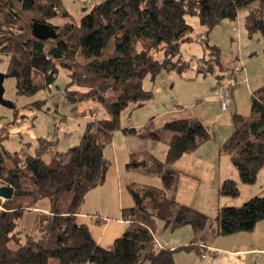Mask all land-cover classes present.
Returning <instances> with one entry per match:
<instances>
[{
    "label": "trees",
    "instance_id": "1",
    "mask_svg": "<svg viewBox=\"0 0 264 264\" xmlns=\"http://www.w3.org/2000/svg\"><path fill=\"white\" fill-rule=\"evenodd\" d=\"M61 7L62 0H0V65L5 66L6 76L14 78L15 91L28 96L52 84L58 65H65L69 75L66 99L97 101L108 117L87 120L78 142L64 150L57 151L58 140L47 136H38L34 152L24 155L0 145V183L13 188L0 209V264H175L176 250L200 252L194 243L209 216L170 199L153 184H127L132 204L123 206L120 215L128 225L110 250L97 244L87 225L77 223L74 216L86 193L105 179L113 133H137L135 127H121L120 113L152 98L153 89L146 87L145 80L155 84L162 71L181 74L192 68L194 59L207 63H197L196 73L204 75L211 65H220L219 48L214 44L206 43L212 55L207 59L181 56V44L193 32L185 16H196L207 33L244 10L243 29L248 36L260 33L264 53V0H101L80 16L78 24L56 25L52 19ZM23 12L30 14L28 23ZM33 22L51 24L57 36L34 37ZM111 36L116 38L113 51L100 56ZM33 71L42 75L43 84L33 81ZM250 97L249 116L233 113L234 129L219 146V153L229 157L243 184L255 183L257 171L264 167V83ZM142 128L151 131L152 119ZM162 128L172 133L163 159L152 154L138 161L133 157L128 168L139 167L159 176L166 166L211 137L209 129L194 118L169 120ZM218 195L238 197L237 181L223 179ZM32 209L37 210L33 226L25 232L19 220ZM214 219L218 235L249 231L264 219V195H253L241 205L220 206ZM158 223L170 230L189 225L191 241L174 249L157 247L153 235ZM9 242L16 247L11 248Z\"/></svg>",
    "mask_w": 264,
    "mask_h": 264
},
{
    "label": "rangeland",
    "instance_id": "2",
    "mask_svg": "<svg viewBox=\"0 0 264 264\" xmlns=\"http://www.w3.org/2000/svg\"><path fill=\"white\" fill-rule=\"evenodd\" d=\"M100 1L62 0L61 10L52 19V22L56 25H62L65 22L78 24L80 16ZM244 12V10H240L234 20L225 19L207 33L196 16H185L186 22L193 26V32L190 34V40L181 44V56L186 59L200 57L207 59L212 55L208 54L206 43L214 44L219 48L220 65H211V69H208L204 75L201 72L196 73V67L197 63L202 62L205 66L207 63L204 62V59L198 61L194 59L192 68L181 74L162 71L157 75L155 84L145 80L146 87L153 89V96L140 107L135 109L128 107L121 111V127L133 125L138 131L135 135H124L120 130L113 133L112 142L107 150V155L112 162L117 158V151L119 157H122V147L128 143L123 141V138H126L125 140L132 138L131 143L135 147H142L145 140L149 143L151 140H158L155 146L161 145L158 130L164 136H166L165 133L171 134L170 131L162 128L166 121L194 118L209 129L212 137L215 135L217 138L229 135L234 129L233 113L244 117L249 116L251 91L264 83V53L261 51L262 37L260 33L256 32L248 36L243 29ZM29 17V13L23 12L24 23H28ZM115 40L114 36L109 38L102 48L100 56L113 51ZM0 72L5 73L4 65H0ZM32 78L36 83H44L42 75L36 71L32 72ZM68 80V67L59 64L54 82L48 86H40L37 93L28 96L18 94L15 91L14 78L5 76L2 97L4 100L12 102L17 109L0 103V128L5 127V130H0L4 133V136L0 138V145L9 152L17 151L24 155L34 152L38 136H47L58 140L57 151L64 150L78 142L87 120L108 117L104 108L97 101L83 100L75 103L66 99ZM221 97L227 98L225 110L221 109L219 100ZM74 106L78 111L77 114H74ZM82 111L84 112L79 113ZM21 114L25 115L24 119L19 116ZM148 119H152L155 125V128L150 131V135H146V131L142 128L143 123ZM136 157H140V155ZM223 157L228 159L226 155ZM159 159H163V157L160 156ZM228 164L224 163V166L221 164L224 173L229 171V166L236 171L231 162ZM263 170L264 167L257 171L256 181L253 184H243L237 181L238 186L241 185L242 188H245L241 190L239 197H236L240 198L238 205L248 199L241 200L248 193L246 189L249 188L248 186H254L252 188L254 191H258L257 194L264 195V185L262 188H258V185L262 184L264 180ZM124 176H132L139 183L149 180L143 179L142 175L134 169L129 173H124ZM205 182L202 181V183ZM129 198L131 199L130 196ZM224 198L231 199L230 197ZM212 200L211 192L208 188L205 190L204 184H201L193 201V207L206 211ZM159 230L160 228L157 229V234Z\"/></svg>",
    "mask_w": 264,
    "mask_h": 264
},
{
    "label": "crops",
    "instance_id": "3",
    "mask_svg": "<svg viewBox=\"0 0 264 264\" xmlns=\"http://www.w3.org/2000/svg\"><path fill=\"white\" fill-rule=\"evenodd\" d=\"M24 117L25 115L21 118L24 119ZM146 133V135H150V131H146ZM162 134V132L159 134L161 143L159 146H155L158 140H151V143L145 140L142 147H135L131 143L132 138H128L129 140L123 138V141L128 143L122 147V157H119L117 151V158L113 162L110 161L103 183L86 193L80 211L74 216L75 221L85 223L97 244L110 250L113 248L114 240L124 232L128 225V222L123 220L120 215L123 206L132 204V199L126 194L128 193L126 186L130 182L139 183L132 176L125 177L124 173H129L134 169L142 175L143 179H149L145 181L146 184L161 187L167 197L191 207H193L197 191L201 184H204L205 190L208 188L211 192L213 200L206 211L197 208L209 216L205 228L194 243L201 251L197 252L195 249L176 250L175 264H264V219L257 221L249 231L223 236L217 233L218 225L214 219L217 209L225 205L237 206L240 202V198L229 199L218 195V187L223 179L232 178L239 181L233 168L229 166V171L225 173L221 168V164L224 166V163L227 165L230 163L227 155L228 159L223 157L225 154L219 153V146L228 135L217 138L215 135L211 136L195 150L184 154L176 162L166 166L159 176L148 175L139 167L128 168L126 166L133 157L137 161L143 159L146 154H152L157 158L164 157L166 140L172 133H165L166 136ZM137 155L140 157H136ZM262 174L264 175V170ZM202 181L206 182L202 183ZM263 185L264 180L262 184L258 185V188H262ZM238 187L240 195L241 190L245 188H242L241 185ZM248 187L246 188L248 193L241 200L251 197V194H257L258 191H254L252 188L254 186ZM3 200L4 198L0 197V208H2ZM36 212V209L27 210L19 220V225L25 232L31 231ZM158 228L160 230L157 234ZM153 236L157 247L174 249L181 245H187L191 241L192 228L189 225H184L170 230L162 223H158ZM9 246L16 247L13 242H9ZM202 253H206V257H201Z\"/></svg>",
    "mask_w": 264,
    "mask_h": 264
},
{
    "label": "water",
    "instance_id": "4",
    "mask_svg": "<svg viewBox=\"0 0 264 264\" xmlns=\"http://www.w3.org/2000/svg\"><path fill=\"white\" fill-rule=\"evenodd\" d=\"M31 34L39 39H46V38H55L57 36L55 28L49 23H40V22H33L31 24ZM6 76L5 73L0 72V103L9 106L11 108L15 107L12 102L6 101L3 99V79ZM13 188L9 185L1 184L0 183V197L7 199L12 196Z\"/></svg>",
    "mask_w": 264,
    "mask_h": 264
},
{
    "label": "built area",
    "instance_id": "5",
    "mask_svg": "<svg viewBox=\"0 0 264 264\" xmlns=\"http://www.w3.org/2000/svg\"><path fill=\"white\" fill-rule=\"evenodd\" d=\"M220 103H221L222 108H225L226 107V97L221 98ZM206 255H207L206 253H202L201 257H206Z\"/></svg>",
    "mask_w": 264,
    "mask_h": 264
}]
</instances>
